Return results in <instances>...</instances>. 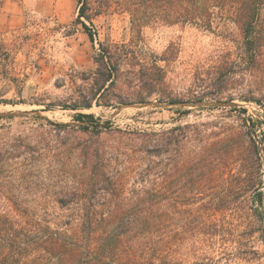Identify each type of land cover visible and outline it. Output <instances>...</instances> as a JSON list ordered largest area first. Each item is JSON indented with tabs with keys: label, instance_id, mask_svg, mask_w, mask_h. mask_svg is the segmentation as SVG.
<instances>
[{
	"label": "rangeland",
	"instance_id": "rangeland-1",
	"mask_svg": "<svg viewBox=\"0 0 264 264\" xmlns=\"http://www.w3.org/2000/svg\"><path fill=\"white\" fill-rule=\"evenodd\" d=\"M104 2L89 0L87 16L79 20L81 0H0V112L41 111L47 116L0 119L4 150L19 137L26 144L43 141L47 149L43 157L24 154L9 162L13 174L7 171L0 178V211L48 218L64 214L53 201L63 186L50 173L63 168L62 163L72 167L77 161L62 156L61 149L48 150L47 144L53 146L56 139L48 121L70 124L85 113L132 132L182 126L188 139L167 145L160 159L152 158L163 161V176L142 181L141 163L123 179L120 193L129 199L161 195V230L151 240L161 246L159 264H264V163L259 146L264 147V82L237 69L227 84L211 83L220 67L238 59L239 29L224 19L217 20L213 31L152 20L138 27L135 11L149 15L152 9L136 0H110L107 7ZM81 22L94 33V41ZM103 47L134 57L135 66L123 65L115 86L101 87L97 80L95 60ZM132 71H140L148 82L141 87L130 83ZM141 99L235 101L243 106L177 112L127 109L111 119L121 104ZM91 134L80 135L89 139ZM191 157L197 163L192 176L187 165ZM16 165L32 176L22 179Z\"/></svg>",
	"mask_w": 264,
	"mask_h": 264
},
{
	"label": "trees",
	"instance_id": "trees-1",
	"mask_svg": "<svg viewBox=\"0 0 264 264\" xmlns=\"http://www.w3.org/2000/svg\"><path fill=\"white\" fill-rule=\"evenodd\" d=\"M136 1L139 6L153 10L149 15L135 11L133 22L138 27L152 20L168 25H196L213 31L218 19L232 21L241 34L239 57L220 67L211 83L227 84L234 79L237 69L264 82V0ZM88 2L81 0L79 20L87 16ZM109 4L110 0H105L103 6ZM81 24L94 41L91 29L84 22ZM133 60L129 54L114 55L103 47L95 60L101 87L106 83L117 85L122 79V66H135ZM130 74L129 82L136 86L148 82L140 76V71ZM137 96L143 98L140 94ZM91 106L85 105V108ZM75 119L91 124L78 126L48 121L56 133L54 145L47 144L48 150L61 149L62 156L77 161L72 167L62 163L63 168L50 173L55 174L63 186L56 191L53 201L64 214L48 218L37 213L0 211V264H159L162 249L151 240L152 233L161 230V195L153 193L129 199L120 193L124 189L123 179L130 177L141 163H145L139 173L142 181L163 176V161L153 162L152 158L160 159L167 145L177 146L181 138L187 140L183 132L186 127L132 132L115 129L111 121L102 123L93 114L79 113ZM89 133H93L89 139L80 135ZM62 134L69 136L63 135L62 139ZM105 135L112 138L111 142L105 141ZM42 142L26 144L19 137L5 150L4 144H0V178H4L7 171L13 174L9 172V162L13 158L24 154L28 158L43 157L47 149ZM196 164L195 157H191L187 164L188 175L196 174ZM16 170L21 171L22 179L32 176L30 170L25 171L18 165Z\"/></svg>",
	"mask_w": 264,
	"mask_h": 264
},
{
	"label": "water",
	"instance_id": "water-1",
	"mask_svg": "<svg viewBox=\"0 0 264 264\" xmlns=\"http://www.w3.org/2000/svg\"><path fill=\"white\" fill-rule=\"evenodd\" d=\"M243 106L235 101H176V102H165V101H139L135 103H123L120 108L112 115L111 119H114L118 114L127 109H163L169 111H179L181 109H197V110H208V109H218V108H239ZM20 117H30L46 119L47 116L41 111H8L0 112V119L3 118H20ZM71 125L87 126L91 124L88 121H73ZM261 159L264 163V147L259 142Z\"/></svg>",
	"mask_w": 264,
	"mask_h": 264
},
{
	"label": "bare ground",
	"instance_id": "bare-ground-1",
	"mask_svg": "<svg viewBox=\"0 0 264 264\" xmlns=\"http://www.w3.org/2000/svg\"><path fill=\"white\" fill-rule=\"evenodd\" d=\"M2 111V110H1Z\"/></svg>",
	"mask_w": 264,
	"mask_h": 264
}]
</instances>
